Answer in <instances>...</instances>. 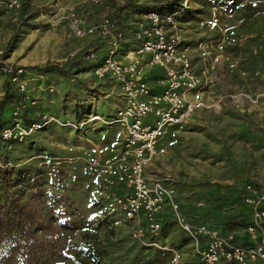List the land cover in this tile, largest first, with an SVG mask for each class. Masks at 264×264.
Segmentation results:
<instances>
[{"label": "rangeland", "instance_id": "1", "mask_svg": "<svg viewBox=\"0 0 264 264\" xmlns=\"http://www.w3.org/2000/svg\"><path fill=\"white\" fill-rule=\"evenodd\" d=\"M87 1L23 0L21 11H11L0 0V49L10 63L26 71L28 89V93L17 90L22 97L4 109L0 126L9 123L16 108L21 114L56 120L11 149L1 142L0 169L39 170L43 177L39 204L46 214L68 221L70 228L61 229L65 236H95L103 251L101 264H198L190 238L172 220L160 235L161 249H143L131 240L114 201L88 177L86 154L113 156L122 134L117 125L108 124L119 105V90L94 78L87 62L70 67L79 53L99 47L97 39H76L61 18L71 5L91 15L96 9L103 12L104 6L91 7ZM142 2L154 1L138 0ZM182 4L188 15L177 20L180 33L196 48L194 64L209 84V100L217 102L219 97L222 110H208L190 123L170 128L151 171L170 178L188 223L241 231L248 220L243 185H264V100L254 104L241 97L256 98L264 86L256 73H262L263 58L253 53L264 45V0H182ZM101 49L100 58L106 57V49ZM47 66L63 74L43 73ZM4 82L0 76V99ZM97 115L102 120L94 121ZM62 194L65 200L55 199ZM168 211L165 205L162 214ZM64 247L66 240L46 256L48 260L37 264H75L64 257L68 250ZM84 264H90L86 257Z\"/></svg>", "mask_w": 264, "mask_h": 264}, {"label": "built area", "instance_id": "2", "mask_svg": "<svg viewBox=\"0 0 264 264\" xmlns=\"http://www.w3.org/2000/svg\"><path fill=\"white\" fill-rule=\"evenodd\" d=\"M105 1L87 3L93 7ZM4 6L7 10L21 11L23 1L4 0ZM61 18L76 39L103 41L106 57L100 58L99 51L93 47L83 59L90 64L94 78L105 80L119 90V105L108 123L117 125L121 131L118 152L113 156L87 153L84 163L88 177L99 184L123 215L131 240L161 249L157 241L163 230L160 216L167 205L174 223L190 238L201 264L264 263V185L253 182L244 185L243 202L251 217L246 232L253 245L242 246L235 243L234 231L221 234L206 224L188 223L173 196L170 178L151 171V164L158 156L157 146L170 128L187 123L197 109L219 110L222 101L210 106L203 102L201 94L209 84L198 73L194 64L197 50L181 35L175 13L157 10L130 14L125 32L106 15L91 19L74 5L68 6ZM200 48L203 52L202 45ZM262 51L258 47L253 53L259 55ZM116 55L119 59H115ZM152 70L159 73L149 77ZM261 72L256 73L264 82V69ZM26 74L21 66L10 63L0 49V76L8 78L21 93H28ZM241 97L256 104L264 100V86L256 98L245 94ZM20 113L21 109L16 108L13 118L0 130V143L7 149L24 143L35 131L56 121L41 114L28 125L21 121ZM93 119L102 120L99 115Z\"/></svg>", "mask_w": 264, "mask_h": 264}, {"label": "trees", "instance_id": "3", "mask_svg": "<svg viewBox=\"0 0 264 264\" xmlns=\"http://www.w3.org/2000/svg\"><path fill=\"white\" fill-rule=\"evenodd\" d=\"M153 1L151 4L143 2L138 4V0H106L102 5L94 6L105 7H102L103 12L101 14L99 13L100 10L96 9L93 15L88 13V16L97 20L106 15L116 27L125 32L128 28L126 20L130 14L158 10L170 14L175 13L176 20L188 15V9H184L182 0ZM78 9L79 11H86V9ZM97 40L99 47L95 48V51H99L98 49L103 46V41L101 39ZM87 51L79 53L77 55L78 59H75L76 61L71 63L70 67L76 68L82 63L85 64L83 55ZM50 71L63 74L55 66H47L42 69L43 73ZM3 90L4 94L0 99V117L6 107L16 105L22 97L11 85L8 78H5ZM38 116L32 115L31 112L20 113L21 121L28 125L37 121ZM4 125L0 126V130ZM23 169H0V264L40 263L42 260H48L46 256L54 254L64 240H66L64 249L68 248L67 254H64L65 258L71 259L75 264H84V258L86 257L90 264H101L103 251L97 238L86 233L79 237H76V235L65 236L62 230L70 228L68 221L63 222L61 218L53 214H46L47 210L43 209L39 204V200L43 197V177L41 172L29 167ZM58 198L65 200L66 196L62 194L55 199ZM52 211L54 212V210ZM245 211L247 218L250 217V211L248 209ZM166 223L167 221L164 222V226ZM247 225L248 222L243 227L246 228ZM58 229H60L59 233L57 232ZM228 231L233 230L229 228L228 230H219L221 234H226ZM74 237L76 238L75 240H73ZM148 239L150 240L151 238ZM160 240L159 237L157 241L160 242ZM142 248L146 247L143 246Z\"/></svg>", "mask_w": 264, "mask_h": 264}, {"label": "crops", "instance_id": "4", "mask_svg": "<svg viewBox=\"0 0 264 264\" xmlns=\"http://www.w3.org/2000/svg\"><path fill=\"white\" fill-rule=\"evenodd\" d=\"M263 51L262 52H260L259 54L261 55V57L263 58V69H264V45H258ZM89 71H90V69H89ZM156 73H159V71L158 70H152V71H149V74H151L150 76H152V75H155ZM149 76V77H150ZM263 80V79H262ZM209 86V85H208ZM208 86H207V89H206V91L203 93V94H201V98H202V100H203V102L207 105V106H210V105H212L213 103L215 104V102L213 101V100H209V97H208ZM219 98V97H218ZM218 98H216L217 100H221L220 98L218 99ZM210 101H212L213 103H211ZM220 104H221V102H220ZM264 109V107H261V109ZM208 110H212L213 112H216V113H218V112H220L221 110H222V105H221V107H220V109L219 110H217V109H214L213 107H208V109H197V110H195V112L192 114V118L187 122V123H190V122H192L194 119H195V117H198V116H200V115H203L202 113H204V112H207ZM187 123H184V124H187ZM181 125H183V124H181ZM177 127H179V125L177 126ZM173 128V127H172ZM168 135V134H167ZM165 138V137H164ZM163 138V139H164ZM162 139V140H163ZM163 144L164 143H159V145L157 146V149H158V155H159V153L161 152V147H163ZM102 155V154H101ZM157 158H158V156L153 160V162H152V164H151V167L153 168V166H154V163H155V161L157 160ZM150 167V168H151ZM153 172H156L155 170L153 171ZM246 184V183H245ZM244 184V185H245ZM244 185H243V188H244ZM243 188H242V190H241V195H242V191H243ZM242 200H243V195H242ZM244 206H245V208L246 209H248V207L244 204ZM160 218L162 219V226H164L163 225V223L165 222V221H168V220H172L173 221V218H172V216H171V213H169V211L167 212V213H163V214H161V216H160ZM250 219H251V217H248V220H247V222H248V224H249V222H250ZM234 232H235V243H237V244H239V245H242V246H244V245H253V243L250 241V239H249V237H248V234H247V232H246V228H244L243 230H241V231H237V230H233ZM230 232V231H229ZM194 257H195V255H194ZM196 260H197V258H196ZM198 264H200V261L198 260ZM254 264H264L263 262H261V263H254Z\"/></svg>", "mask_w": 264, "mask_h": 264}]
</instances>
